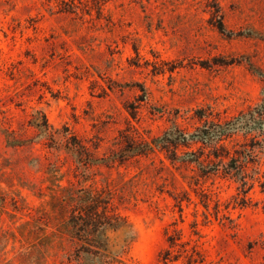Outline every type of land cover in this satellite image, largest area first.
Here are the masks:
<instances>
[{
    "label": "rangeland",
    "instance_id": "rangeland-1",
    "mask_svg": "<svg viewBox=\"0 0 264 264\" xmlns=\"http://www.w3.org/2000/svg\"><path fill=\"white\" fill-rule=\"evenodd\" d=\"M193 246L264 263V0H0V264Z\"/></svg>",
    "mask_w": 264,
    "mask_h": 264
},
{
    "label": "trees",
    "instance_id": "trees-1",
    "mask_svg": "<svg viewBox=\"0 0 264 264\" xmlns=\"http://www.w3.org/2000/svg\"><path fill=\"white\" fill-rule=\"evenodd\" d=\"M185 138L186 137H184L183 140H186ZM173 145H174V148H173L172 152H174V158H177L176 150H177L178 146L180 145V142H174ZM160 146L165 147L164 145H160ZM150 150H153V147L150 146L149 144L145 143L143 148H142V151L148 152ZM216 156L218 157L219 155H216ZM234 160L235 159H233V161ZM220 162H222V161H220ZM226 172L230 173V169H228ZM243 184L246 185L247 182L244 181ZM244 191L247 192V189L244 188ZM102 202L103 201L100 198L92 199V202L90 204L86 205L85 207L81 208V210L78 212V214L74 215L73 219L85 221L84 224H86V226H88V227L92 224L94 231H99L100 227L103 226L102 227V233L104 235H105V233L103 230H106L107 227H109L113 230L120 229V227L122 225H124V223H122V221H121L122 220L121 217L116 215V214H113V213L108 214L107 213V209H108L107 205L104 207V210L101 212L100 206L102 205ZM102 214H104V216ZM102 216L105 217L104 221H102L100 219ZM83 226H85V225H82L81 228H85ZM178 238L179 237L175 236L174 234H170L168 236V240L170 242L171 247H175L177 245ZM95 246L98 247L99 249H104L105 251L109 250V245H108V242H106V241L104 243L98 242L95 244ZM171 253H172L171 249L166 250V254L163 257V260L166 264L169 260H171V255H172ZM202 261H203V258L201 257V253L198 251L196 246H193L191 253L189 255V264L202 262ZM260 264H264V263H260Z\"/></svg>",
    "mask_w": 264,
    "mask_h": 264
}]
</instances>
